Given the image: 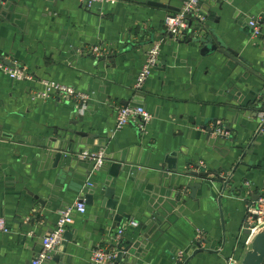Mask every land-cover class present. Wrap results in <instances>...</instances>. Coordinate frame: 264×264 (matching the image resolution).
Returning <instances> with one entry per match:
<instances>
[{"label":"crops","instance_id":"crops-1","mask_svg":"<svg viewBox=\"0 0 264 264\" xmlns=\"http://www.w3.org/2000/svg\"><path fill=\"white\" fill-rule=\"evenodd\" d=\"M114 1L88 11L78 0H0L8 8L0 11V62L33 75L16 82L0 70V218L11 228L0 232V264H31L68 209L73 223L44 264H90L95 248L117 243L119 229L121 248L134 254L123 264H240L253 239L244 234L247 201L264 191V0H201L194 20L203 18L202 29L251 73L217 51L166 39L139 92L133 84L147 49L186 0ZM256 17L262 36L251 38L248 20ZM94 46L107 53L94 56ZM44 80L88 101L76 111L71 102L33 98L29 88L41 90ZM118 106L144 107L153 117L146 133L133 122L114 132ZM217 126L229 136L206 132ZM97 150L106 155L101 169L75 158ZM200 170L210 176L195 199L187 191L173 208L170 194L200 182L188 176Z\"/></svg>","mask_w":264,"mask_h":264},{"label":"built area","instance_id":"built-area-1","mask_svg":"<svg viewBox=\"0 0 264 264\" xmlns=\"http://www.w3.org/2000/svg\"><path fill=\"white\" fill-rule=\"evenodd\" d=\"M9 1V0H6ZM80 5L85 10H92L93 7L103 4H114V0H78ZM201 0H186L178 12L166 16L162 22L164 31L163 39L152 43L145 54L143 66L138 73L134 84L133 91L139 92L151 72L156 68L161 54V47L166 39L187 41L194 36H197L204 23L201 18L199 23H194L195 16L200 12ZM261 17L250 18L248 20V28L250 30L251 38H258L262 36ZM96 57H103L107 52L102 46H94L91 50ZM0 70L6 74L10 79L16 82H32L33 75L24 67L12 62L11 65H4L0 62ZM41 90H33L29 88V93L35 99L40 101H67L75 104L76 111H80L84 104L88 101L86 95L77 92L75 89L58 84L53 81L44 80L40 83ZM79 102V103H78ZM115 129L114 132L120 131L122 128L128 126L132 122L137 126L141 134L146 133V127L153 120L152 115L142 106H118L115 108ZM260 128L264 126V112L259 114ZM214 136L225 138L229 133L220 126L215 127ZM75 158L80 161L89 162L93 166V170L101 169L106 162V155L104 150L97 151H83L75 154ZM247 185V183H245ZM75 211L79 214H84L86 205L83 202H77L74 206ZM72 209H68L59 214L58 219L54 225L52 232L44 237L41 241V250L31 261V264H44L51 260L55 249L61 244L63 236L68 227L73 223ZM130 226L136 227V223H131ZM264 228V191L260 193L255 200L247 201L246 218L244 222V230L250 232L249 237L253 238L260 230ZM0 232L4 234L11 233V228L7 221L0 218ZM124 235V229H119L115 235L117 243L109 248H95L90 257V264H114L117 254L120 251V240ZM200 239L197 240V242ZM229 263L232 264L231 260Z\"/></svg>","mask_w":264,"mask_h":264},{"label":"water","instance_id":"water-1","mask_svg":"<svg viewBox=\"0 0 264 264\" xmlns=\"http://www.w3.org/2000/svg\"><path fill=\"white\" fill-rule=\"evenodd\" d=\"M2 4H6V0H1ZM7 10L8 8H5L4 6H1V9ZM207 31H205V29L200 31L201 36H194L193 38L188 40V43H193V44H199L202 46V52L203 53H213V52H218L219 54L223 55L224 57L228 58L229 60H231L232 62H234L236 65L242 67L246 72H250V69L247 67L248 64L247 62H245V60H243L242 58L239 57V55L237 54V52H235L232 49H228L220 40V38L213 33L211 36L208 35V33H206ZM203 33V35H202ZM213 40H216V44L213 43ZM77 117L80 118L81 115L77 114ZM205 129V128H204ZM214 129L213 130H206V132L208 134H214ZM78 137H84V134H76ZM121 170V166L120 165H112L111 167V172H110V176L111 177H117V174L120 172ZM188 176H190V178L193 179H199L200 182H195L193 184H188L186 186H182L179 185L177 190H175L174 192H172V194H170L171 196L168 198V203L173 205V208L175 206H177V202L179 200L183 201L185 200V196L187 195V191H190L191 195H189V199H195L196 193L199 189L202 188V184H203V180H207L208 176H210L209 174H207L206 172H204L203 170L200 171H195V172H191ZM220 183H222L223 185V191H225L227 189V187L229 186V178L226 179L225 176L220 177ZM113 190L110 191L109 193L105 194L106 198H109L108 196L112 195ZM92 197L91 196H87L85 198V201H87L88 203H91ZM116 206V202L113 200L110 204H108V209L109 210H114ZM158 209V207H157ZM125 217V216H123ZM122 218V216H118L115 218V221H119ZM157 221L155 220L154 223H156ZM157 224V223H156ZM67 234V233H66ZM66 234L64 235L63 239L65 238ZM244 234L249 236L250 232L245 230ZM131 245H129L126 248H120L119 253L117 254V257L115 259L114 264H123L124 261L128 260L126 258L127 255L130 256H134L132 249H131ZM196 254V252H194V255ZM264 262V228L262 230H260L252 239L251 241V246L250 249L245 253L242 261L240 264H263ZM187 264V263H185Z\"/></svg>","mask_w":264,"mask_h":264}]
</instances>
